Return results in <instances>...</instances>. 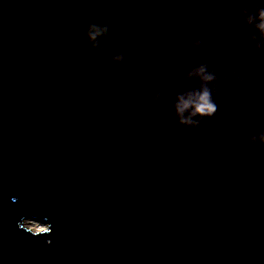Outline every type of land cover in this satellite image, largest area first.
Returning a JSON list of instances; mask_svg holds the SVG:
<instances>
[{
  "label": "water",
  "instance_id": "1",
  "mask_svg": "<svg viewBox=\"0 0 264 264\" xmlns=\"http://www.w3.org/2000/svg\"><path fill=\"white\" fill-rule=\"evenodd\" d=\"M257 2L0 0V264H264V63L238 20ZM107 16L97 55L84 28ZM199 63L245 84L183 128Z\"/></svg>",
  "mask_w": 264,
  "mask_h": 264
},
{
  "label": "clouds",
  "instance_id": "2",
  "mask_svg": "<svg viewBox=\"0 0 264 264\" xmlns=\"http://www.w3.org/2000/svg\"><path fill=\"white\" fill-rule=\"evenodd\" d=\"M238 20L245 29L251 30L250 32L242 31L240 33L241 40L254 49L253 59L264 63V0H258L251 7L243 6L238 13ZM116 24L117 20L114 17L107 16L102 23L89 22L85 25V41L91 49L95 50L97 55L103 51L101 41L107 38L109 25ZM203 43L202 38H195L192 40V47L201 48ZM139 51L138 47L132 49L134 54L139 53ZM125 59L123 54H116L110 58V63L123 64ZM146 71L150 72L152 69L149 68ZM158 74L157 71L156 75ZM184 80L188 85L194 86L177 91L175 99L169 105V109L176 123L180 127L189 129H198L204 120L216 116L218 105H222L223 102L220 93L222 84L225 88H231L233 91L240 90L245 84L244 77L238 71L225 72L221 76L208 63H199L192 66L184 75ZM178 87V85H174L173 91H176ZM163 99L161 92L156 91L151 95L150 102L158 109ZM246 140L252 146L264 147V124L258 125L255 130L248 129ZM20 221L22 222H18V228L22 230L27 226L28 221L23 218ZM37 231L48 233V229L36 227L26 233L32 235ZM48 243H51V241H48Z\"/></svg>",
  "mask_w": 264,
  "mask_h": 264
},
{
  "label": "bare ground",
  "instance_id": "3",
  "mask_svg": "<svg viewBox=\"0 0 264 264\" xmlns=\"http://www.w3.org/2000/svg\"><path fill=\"white\" fill-rule=\"evenodd\" d=\"M33 227H36V228H43L44 227L45 228V226H43V224L38 220H28L26 228L32 229Z\"/></svg>",
  "mask_w": 264,
  "mask_h": 264
},
{
  "label": "rangeland",
  "instance_id": "4",
  "mask_svg": "<svg viewBox=\"0 0 264 264\" xmlns=\"http://www.w3.org/2000/svg\"><path fill=\"white\" fill-rule=\"evenodd\" d=\"M44 226V225H43ZM44 228V227H43Z\"/></svg>",
  "mask_w": 264,
  "mask_h": 264
}]
</instances>
